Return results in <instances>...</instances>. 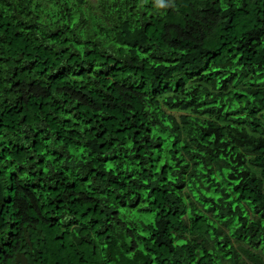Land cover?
<instances>
[{
	"label": "trees",
	"instance_id": "obj_1",
	"mask_svg": "<svg viewBox=\"0 0 264 264\" xmlns=\"http://www.w3.org/2000/svg\"><path fill=\"white\" fill-rule=\"evenodd\" d=\"M0 264H264V0H0Z\"/></svg>",
	"mask_w": 264,
	"mask_h": 264
},
{
	"label": "bare ground",
	"instance_id": "obj_2",
	"mask_svg": "<svg viewBox=\"0 0 264 264\" xmlns=\"http://www.w3.org/2000/svg\"><path fill=\"white\" fill-rule=\"evenodd\" d=\"M8 210H9V209H8ZM9 211H10V210H9ZM13 211H14V210H13ZM10 212H11V211H10ZM10 212H9V213H10ZM11 213H12V212H11ZM24 218H25V217H24ZM22 219H23V218H22ZM7 222H8V221H7Z\"/></svg>",
	"mask_w": 264,
	"mask_h": 264
}]
</instances>
